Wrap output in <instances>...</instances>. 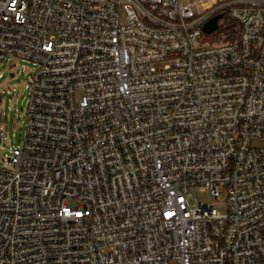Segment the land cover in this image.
<instances>
[{"label": "built area", "instance_id": "built-area-1", "mask_svg": "<svg viewBox=\"0 0 264 264\" xmlns=\"http://www.w3.org/2000/svg\"><path fill=\"white\" fill-rule=\"evenodd\" d=\"M210 1L0 0V67H35L0 264H264V0Z\"/></svg>", "mask_w": 264, "mask_h": 264}, {"label": "rangeland", "instance_id": "rangeland-1", "mask_svg": "<svg viewBox=\"0 0 264 264\" xmlns=\"http://www.w3.org/2000/svg\"><path fill=\"white\" fill-rule=\"evenodd\" d=\"M194 11L197 14L202 12V5L199 3L194 6ZM216 32L205 35L200 42L212 44L216 40ZM16 63L17 67L14 71L10 69L11 59L6 60L0 67V72L4 74V78L0 80V92L5 94L2 102L3 113L0 112V131L2 126L6 129L4 135L0 134V166H5L6 157L10 156L9 148L22 146L26 137V114L30 96L26 86L34 75L35 67L26 61L20 60ZM9 91H12V94H8ZM192 193L203 203L212 202L209 195L198 187H194ZM217 208L220 212L226 213V207L218 206Z\"/></svg>", "mask_w": 264, "mask_h": 264}, {"label": "trees", "instance_id": "trees-1", "mask_svg": "<svg viewBox=\"0 0 264 264\" xmlns=\"http://www.w3.org/2000/svg\"><path fill=\"white\" fill-rule=\"evenodd\" d=\"M220 14L224 15V18L220 21V26L215 34L216 42H231L238 39L240 27L237 22L233 21L227 10H223Z\"/></svg>", "mask_w": 264, "mask_h": 264}, {"label": "water", "instance_id": "water-1", "mask_svg": "<svg viewBox=\"0 0 264 264\" xmlns=\"http://www.w3.org/2000/svg\"><path fill=\"white\" fill-rule=\"evenodd\" d=\"M224 18L223 14H218L211 18L204 26L203 31L206 35L212 34L216 31H218L220 26V21Z\"/></svg>", "mask_w": 264, "mask_h": 264}, {"label": "bare ground", "instance_id": "bare-ground-1", "mask_svg": "<svg viewBox=\"0 0 264 264\" xmlns=\"http://www.w3.org/2000/svg\"><path fill=\"white\" fill-rule=\"evenodd\" d=\"M209 5H210V4H209L208 2L205 4L206 7H208Z\"/></svg>", "mask_w": 264, "mask_h": 264}]
</instances>
